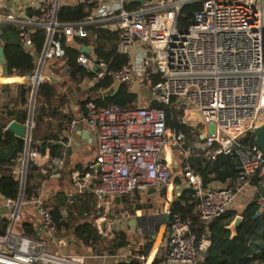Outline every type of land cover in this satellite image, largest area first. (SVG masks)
<instances>
[{
  "label": "built area",
  "instance_id": "obj_1",
  "mask_svg": "<svg viewBox=\"0 0 264 264\" xmlns=\"http://www.w3.org/2000/svg\"><path fill=\"white\" fill-rule=\"evenodd\" d=\"M84 2L92 7L86 19L73 23L60 21L58 15L63 6ZM79 3L0 0V26L20 28V39L28 50L32 48V34L38 29L45 31L47 39L37 56L36 70L25 81L33 89L46 82L59 83L61 75L55 78L57 75L47 72L54 68L56 60L63 58V38H66L69 45L79 50L77 63L94 76L87 88L110 78L115 89L127 83L134 93L146 88L153 95L149 102L141 97L140 104L129 110L117 105L98 108L87 97L86 105L61 135L68 148L74 146L82 130L98 142L95 161L86 171L72 173V181L78 193L95 196V226L99 234L107 236L110 231L107 225L112 228L103 225V221L105 213L113 207V197L163 190L171 184L174 172L186 178L197 212L207 227L227 214L241 193L252 189L259 192L252 181L258 176L261 187L264 185V153L243 141L248 135L255 136L256 127L264 123V0H145L144 3L81 0ZM193 4L201 8L195 12L193 23L181 28L183 8ZM94 27L119 36L116 51L127 57L121 68L114 69L112 61L99 59L92 47L88 46L89 54L80 52L84 45L78 44V39L88 38L89 29ZM154 102L161 108H152ZM34 107L30 106L33 113ZM168 109L184 129L171 126ZM31 142L32 137L18 171L22 183L26 182L31 159L43 168L48 160L59 168L65 164L63 158L52 159L31 150ZM201 153L211 158L221 154L237 157L240 171L237 180L204 186L202 177L188 163L189 158ZM39 157H45L46 161H40ZM261 187L256 196L264 205ZM34 204L42 217L43 229L52 239L57 227L44 206L43 196ZM0 205L9 209L5 216L10 221L6 233L0 236V264H90L107 259L117 264L120 259L133 257L130 247L116 256L97 252L53 255L41 232L35 238L16 231L25 206L23 200L7 199ZM142 231L140 227L137 235ZM210 245L209 233L199 238L188 220L181 215L171 216L162 244V264H198Z\"/></svg>",
  "mask_w": 264,
  "mask_h": 264
},
{
  "label": "trees",
  "instance_id": "obj_2",
  "mask_svg": "<svg viewBox=\"0 0 264 264\" xmlns=\"http://www.w3.org/2000/svg\"><path fill=\"white\" fill-rule=\"evenodd\" d=\"M200 8L199 4L184 7L181 13L180 27L188 28L193 23L195 12L199 11ZM91 11L92 7L87 2L74 6H63L59 11L58 18L61 22L73 23L86 19ZM20 34L21 29L16 26H0V44H4V54L8 62L10 77L9 79L2 78L3 81L17 82L16 77L25 78L34 73L38 61L37 56L41 53L47 39L44 30H36L31 36L32 48L28 50L22 44ZM118 42L117 33L97 27L89 29L88 38L78 39V44L94 48L99 59L107 62L112 61L114 69H119L127 63V57L119 55L116 51ZM63 47L65 52L63 58L56 60L54 68L49 69L48 74L56 76L66 73L75 82L77 88H86L94 76L77 63L79 50L69 45L66 38H63ZM86 80H88L87 83H85ZM114 91L115 82L108 78L89 86L86 89V94L89 101L95 102L98 108L117 105L122 109L129 110L136 108L142 101V96L137 92L134 93L130 84H120L114 97H106L107 94L110 95ZM32 95L33 87L28 83L0 84V194L11 201L18 202L23 190L24 208L35 206L34 202L41 197L42 191L47 187L53 172L52 168L38 166L31 159L26 170L25 187L22 189V177L18 175V171L21 169L25 158L27 143L25 139L17 138L11 132H4V128L13 121L21 124L28 122ZM35 98L33 115L35 127L31 134L30 148L40 154L49 150L52 159H67L66 168L71 162L72 152L71 149L62 148L60 142H62L61 135L74 120V116L63 111L66 104L70 102V97L61 92L59 85L46 82L39 85ZM81 104L84 107L86 102ZM151 107L156 109L161 108V105L154 102ZM167 114L174 129H184V126L171 110L168 109ZM254 141L255 136L248 135L244 137L243 142L247 146H253ZM64 151L66 158L63 156ZM188 163L192 171L202 177L206 187L212 184L233 183L240 174L238 158L224 154L211 158L201 153L197 157L189 158ZM179 179H181L180 176L178 183L181 182ZM260 182L261 178L258 176L252 181V186L259 192ZM135 194H138L137 198L140 197L139 193ZM48 202L50 203L51 200H46L44 206L53 216L57 233L70 230L79 246L81 245L89 249V252H97L98 254L106 253L109 256H116L121 250L130 247L133 257L120 259L117 264H145L152 249V237L150 235H144V233L142 236H136L138 239L137 242H134L125 231L119 230L115 232V238L109 239L99 234L95 226V218L88 221V215H84L85 212H88L87 208H84L79 214H72L76 200L71 203L66 193L59 191L55 194L54 204L48 205ZM64 209L67 211V217L63 215ZM170 213L172 217L181 215L188 220L199 238L209 233L211 245L198 264H264V205L258 202V196L244 209V220L238 227L237 237L234 239H231L232 233L226 230V226L235 219L236 212L230 210L210 226H205L199 212H197L194 194L188 186L182 191V195L172 203ZM257 213L259 216L255 219ZM21 222V225H18L19 231L26 236L37 238L35 224L25 220ZM9 223L8 217L0 214V236L6 233ZM161 234L157 242H159ZM153 264H162V253Z\"/></svg>",
  "mask_w": 264,
  "mask_h": 264
},
{
  "label": "rangeland",
  "instance_id": "obj_3",
  "mask_svg": "<svg viewBox=\"0 0 264 264\" xmlns=\"http://www.w3.org/2000/svg\"><path fill=\"white\" fill-rule=\"evenodd\" d=\"M81 2V0H75V3H79ZM61 75V77L66 79V83H64V85H59L60 90L64 91L65 93H67L68 95H73L76 94L77 92V87L75 86V82L72 81V78L69 77L68 74L66 73H62L59 74ZM3 77V75H2ZM18 79V82H24L25 78H19L16 77ZM11 82H7L6 80H1L0 84H10ZM143 97V96H142ZM143 99L145 100V97H143ZM95 140V139H94ZM96 141V140H95ZM96 147L97 144H94V148H93V152L96 151ZM92 152V149L89 148L88 146H85L82 151L80 152L81 156H83V158H87L88 160H93L94 156ZM95 154V153H94ZM177 154V152H176ZM178 158H180L179 154H177ZM176 161H179V164H181V160L178 159ZM180 175L176 172H174V176L172 178L171 183L174 184V188L176 187V184L178 183V177ZM182 182L181 185H188V182L186 180V178L184 177V175H182ZM52 182V181H51ZM49 184V183H48ZM69 187L70 190H74L73 187V181L71 180V182L69 181V176L67 175H63V183L56 185L55 181L52 182L49 186L47 185V187L45 189H50V190H54V191H58L61 188H64L65 186ZM72 185V186H71ZM44 189V190H45ZM175 190H173V196L171 197H167V192L165 190V193H163L162 191H158L155 194L152 195H148L146 193H140V197H138V194H129V195H118L113 197L112 199V209H110V211L108 213H105L104 217L106 218L103 221V225L109 224L112 226V228H110L108 225L107 227L110 229V231H108V235L105 236L109 239L115 238L116 234L115 232L117 231H125L129 237L131 238L132 241L137 242V237L135 236L134 233L129 232V227L128 224L131 220H135L136 216L138 215L137 213H142L143 215H147L149 216V214H154L157 215L156 217H161V219L163 220L165 218V216H167V222L166 224L163 226H159L156 227V229L154 230L156 233L157 238L159 237L158 235L160 234V228L162 231H166L168 230L169 227V223H170V219H171V214L169 213L171 211V206L172 203H174V201H176V199H178V197H180L181 195H178L174 192ZM43 191H42V196H43ZM139 193V192H138ZM254 194V192H252ZM241 195H244V193H241L238 197L236 202L233 204V209L234 212H236L237 215H243L244 213V209L246 208V206L251 203L253 201V199L249 198H245ZM254 196V195H253ZM256 197V196H255ZM44 201L49 200L46 199L44 196ZM49 203V202H48ZM74 209V208H73ZM72 209V214L76 215L78 210H74ZM128 213L130 214L128 216ZM104 214V213H103ZM135 216V217H134ZM130 217V218H129ZM27 218V217H26ZM25 220V217L22 219ZM21 220V221H22ZM133 227H135V223L132 224ZM132 227V228H133ZM16 231L19 232V228H16ZM137 233V232H135ZM145 232H141L140 236H142ZM144 235H150L151 237H153V235L150 233H145ZM47 243H48V250L51 254L53 255H67V254H72V255H86L89 252V249L83 247V246H79L78 243L76 242V238L75 236L72 234V232L70 230H63L60 233L55 234V236H53V238L51 239L49 238H44ZM57 241H56V240ZM161 240V238H160ZM159 240V242H160ZM152 249H151V254L148 257V259L145 261V264H153V262L155 261V253H153V250H156V248L159 245V242H157L158 240L156 239L155 241L152 239ZM64 242V244H63ZM155 258V259H154ZM151 259V260H150ZM90 264H115V262L111 259H107V260H103V261H99V262H90Z\"/></svg>",
  "mask_w": 264,
  "mask_h": 264
},
{
  "label": "crops",
  "instance_id": "obj_4",
  "mask_svg": "<svg viewBox=\"0 0 264 264\" xmlns=\"http://www.w3.org/2000/svg\"><path fill=\"white\" fill-rule=\"evenodd\" d=\"M47 74H48V72H47ZM48 75H50V74H48ZM59 76L60 75H57L55 78H57ZM2 78H4V76L3 77H0V81L3 80ZM5 79H9V78H5ZM8 82H10V81H8ZM17 82H11L10 84H12V83L14 84V83H17ZM64 83H66V79L60 76L59 83H56V84L57 85H61V84L64 85ZM86 89H87V86H86V88H82V89L77 88L76 94H73V95H68L67 93H65L64 91L61 90L62 93H65V95H68V97H70V102L68 104H66V106L63 108L64 113L71 114L72 116H74V119L77 117V113L82 108V104L81 103L85 102V100L88 97L87 94H86ZM60 143H63V142H60ZM95 143L97 144V147H96V151L93 152V148H94V144ZM85 146H88L89 148L92 149L93 155H95L94 158H93V160H88L87 158H83V156H81L80 152L82 151V149ZM61 147L64 148L65 150L71 149V152H72L71 162L65 168V166H66V160L67 159H64L65 165L62 168H59V167L53 166L52 163H51V160L50 161L49 160L47 161L46 167H50V168L53 169V172H52V175H51L52 178L49 180L48 186L52 182H54V181H55L56 185L62 184L63 183V175L64 174L67 175V176H69V181L71 182V180L73 179L72 173H74V172H76L78 170L86 171V169H88V167L95 161V158L97 156L96 154H97V151H98V142L95 141L92 137L88 136V134H87V132L85 130H82L80 134H77V141H76V143L74 144L73 147L68 148V146H66L64 143H63V146H61ZM41 155L42 156L45 155V156H48V157L51 158L50 151L49 150H46L45 153L44 154H41ZM63 156H64V158L67 157L65 151L63 153ZM38 159L40 161L43 160V159L46 161V158L45 157H39ZM180 177H181V179L183 178L182 176H180ZM59 188L60 189L58 191L57 190L56 191L50 190L49 188L43 190V192H48L49 193L48 194V196H49L48 199L51 200V202L48 205H53L54 204L55 194L58 193L59 191H62L64 193H66V195L69 197V201L71 203H74L73 200H76L75 207H74L73 211L74 210H78L77 211V214H79L84 208H87L88 212H85L84 215H86V216L88 215L87 216L88 221H91L93 218L96 219V217H97V215L95 214L96 213V207H95L96 199H95V196L94 195H91V194L88 195V194H84V193H81V192L78 193L74 187H72L74 190H70L69 187H67V186H65L64 188H61V187H59ZM186 188H187V185L186 184L185 185H181V183H177L176 184V187L174 188V184L171 183L170 184V187L168 186L167 188H165L163 190H158V191L159 192L162 191L163 193H165V190H166V192L168 194L167 197L169 198V197L173 196V193H172L173 190H175L174 192L178 196V195H181L182 194V191L185 190ZM253 190L254 189L250 190L249 193H244V195H241V196H243L245 198H249L250 197V199H253L259 193V192L255 191V190L254 191ZM252 192H254V194ZM146 194L150 195L149 193H146ZM38 210L39 209H38V206L37 205H35V206H28L26 208H23L21 220L25 217V219H26L27 222H33L35 224V226H36L37 233L39 234L41 232L42 238H49L50 236L43 229L42 217L39 215ZM94 211H95V213H94ZM231 211H234V209L232 208ZM137 214H138L137 216L135 215L136 216V218H135L136 221H138L137 219H139L141 217L140 216L138 218V216L140 214H142V213L139 212ZM63 215H65V217L68 216L67 215V211L65 209L63 210ZM149 216L155 218L157 215L149 214ZM135 220H131L129 222V224H128V227H129V230H130L129 232L134 233L135 236H139L141 234H138L137 235V233H135V232L138 231L141 226H139V224H137L135 222ZM133 221L136 224L135 227H133V225H132L133 224ZM162 221L165 222V218L162 220L161 217H160V221H159L158 227L162 224ZM165 224L166 223H164L163 226ZM161 228H160V232H159L160 234L162 233L161 234L162 235L161 236V240H160L159 245L156 248V250H153V253H155L154 254L155 255V258H157L161 254L159 252L162 251V249H163L162 248V244H163V242L165 241V239L167 237L166 231L165 230L162 231ZM142 232H145V231H142ZM154 232H153V234L152 233L151 234L152 235L156 234ZM145 233H149V232H145ZM152 239H153V237H152ZM156 239H158V238L156 237ZM156 239H154V241ZM122 251H124V250H121L120 252H122Z\"/></svg>",
  "mask_w": 264,
  "mask_h": 264
},
{
  "label": "water",
  "instance_id": "obj_5",
  "mask_svg": "<svg viewBox=\"0 0 264 264\" xmlns=\"http://www.w3.org/2000/svg\"><path fill=\"white\" fill-rule=\"evenodd\" d=\"M144 2H145V0H142V3H144ZM124 6H127V3H125ZM80 52L84 53V54H89L90 49L88 46L84 45V46H82ZM0 65L2 67V75L4 76V78H10L9 77L8 62H7V59L5 58V54H4V47H0ZM95 70H97V68H95ZM31 76H33V73L30 74V76H28V77H31ZM27 79L28 78L25 77L24 82ZM37 89H38L37 86L34 87V89H33V95L31 97L32 98L31 107L35 105V102H36L35 97L37 94ZM118 89H119V86H116L115 91L110 95L107 94L106 97L107 98L114 97L116 92L118 91ZM139 94L141 96L145 97L147 102L152 101V99H153V95H152L151 91L146 89V88L141 89L139 91ZM33 115H34V113L32 112V109H30L29 110V116H28L29 120L26 124H21L20 122L13 121L6 127L7 132L13 133L17 138L20 137V138L25 139L27 146H28L29 139H31L32 130L35 127ZM254 145L257 146L264 153V123L257 126L255 129ZM60 146H63V143H60ZM25 183L26 182L22 183V189H24ZM261 191L264 192V185L261 187ZM156 192L157 191L155 189H150L147 193H149L151 195V194H155ZM48 194H49L48 192H44L43 196L46 199H48V197H49ZM22 195H23V190H22V193L20 196L21 201L23 200ZM6 200H7V198L0 194V203L2 201H6ZM0 214H2V215L9 214V209L5 205H0ZM258 216H259V213H257V215L255 216V219H257ZM243 220H244L243 215H237L235 217V219L228 226H226V230L230 231L232 233L231 239H234L237 237V232H238L237 229L240 226V224L243 222ZM135 222L138 224V221L135 220ZM133 224H134V221H133ZM156 237H157L156 234H154L153 240L156 239Z\"/></svg>",
  "mask_w": 264,
  "mask_h": 264
},
{
  "label": "flooded vegetation",
  "instance_id": "obj_6",
  "mask_svg": "<svg viewBox=\"0 0 264 264\" xmlns=\"http://www.w3.org/2000/svg\"><path fill=\"white\" fill-rule=\"evenodd\" d=\"M139 218V217H138ZM138 220L139 226L143 228V231L152 233L158 227L160 217H150L147 215H142Z\"/></svg>",
  "mask_w": 264,
  "mask_h": 264
},
{
  "label": "bare ground",
  "instance_id": "obj_7",
  "mask_svg": "<svg viewBox=\"0 0 264 264\" xmlns=\"http://www.w3.org/2000/svg\"><path fill=\"white\" fill-rule=\"evenodd\" d=\"M169 187H170V185H169ZM166 222H167V216H165V222L162 221V224L161 225H163Z\"/></svg>",
  "mask_w": 264,
  "mask_h": 264
}]
</instances>
